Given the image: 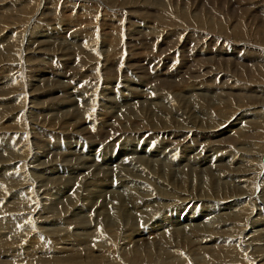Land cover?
Returning a JSON list of instances; mask_svg holds the SVG:
<instances>
[{
	"label": "rangeland",
	"instance_id": "obj_1",
	"mask_svg": "<svg viewBox=\"0 0 264 264\" xmlns=\"http://www.w3.org/2000/svg\"><path fill=\"white\" fill-rule=\"evenodd\" d=\"M44 1L43 0H40V1L39 0H0V88H1L0 89V111L1 112L3 111L5 113L4 114V113L0 112V151L6 150V148H7V147H5L6 141H8L7 145L10 147V150L6 151L7 155L5 152H0V154H1V156H0V187L5 186V184L2 182V180H4L3 177L5 175L4 169L9 167V166H10L9 169H13L14 166H18V164L21 163L23 160L27 159L29 162L32 158H34L33 163L36 166H38L39 164L41 165L46 161H48L47 163H55L56 162L54 165H55V167L57 166L56 169L58 171V174H61L64 176L67 175V177H69V175L71 176L73 174L71 173V171L69 172L68 169H65V165L68 163H69V165H71L73 163V161L76 162L77 158H79L78 161L88 163L86 165L88 167L91 166L92 169L90 168L91 170L90 169L86 170V169H84V167H82V169L80 167L79 171H77V172L85 171V173L81 174L78 177H81V176L85 175L86 173H89L93 170L95 173H97V171L99 169L101 170L102 173L114 172L112 174V176L114 175L115 178L113 176L112 181H111V185H112L111 187L113 188V184L116 183L117 185L114 184V188H115L116 186H118V181H117L118 172L121 171V169L123 170L124 168L125 169H131L129 164H128V163H130V161L132 164H134V163L138 164L137 169H140V165H139L140 163L138 160L141 158L142 160L147 161L149 163H152L154 160L156 162H153V164L158 163L157 164L158 166L156 165L154 167V169L152 170V173H155V174H153L155 177L164 173L163 174V177L165 178L164 180L165 181L168 180V181L173 182L172 186L171 185L167 186V188L169 187L168 190H170L172 193L180 194L182 192L187 191L188 189L190 191L193 189L195 191L196 190L200 191L201 193L205 194L206 196L213 195V194L218 195L219 196L218 198L220 200L224 197L225 199H223L221 202L225 203L226 201L228 202L230 197L232 198V197H234V195L238 196V195H240V193H243L245 191V185L244 184L246 181H254L252 185H250V186L247 185V187L251 188V189L248 188V189H250V193H252V194L254 193L253 188L257 184V180H255V177L257 175H261L264 173L263 172L264 160L262 162V159H259V157H258V159L255 158V160L253 159L254 160L253 161L251 159L254 157L251 158V156H250L251 154H249L248 157H247V154L243 155L242 151H244L245 149L247 151H249L250 149H253L252 146L243 145L244 149L242 150L240 147H238L237 145H234L233 143H232V145L227 144V143H221L218 145V143H216L219 141L218 139L221 140V139H223L221 137H225L222 135V133H224L223 132L224 129L228 128V126L230 125V122L228 123V118L231 119L232 116H233V119H235V117H238L239 121L235 123V120H233V126L229 127L228 134H226V135L231 134L230 131L237 130L238 128L242 127L243 126L242 123L245 122V120H251V121L255 122V124L257 125V128H255L253 130H255L256 133L260 132V130L263 128L261 125L257 124V122L261 121L262 117H264V111L261 110L259 112V108L254 107V105H253L254 103L260 101V98L252 95L251 92L248 95L247 94L246 95L245 94L240 95V93L237 91V89L236 90L233 89V83L232 84L230 83L231 81L235 80V78H238V75L240 73H243L242 71L244 69H246L247 67H248L247 70L251 69V67L253 65L252 62L250 63L251 65L249 63H247L246 68H245L244 63H241L239 61H232L233 60L232 58H224L223 57V60H220L219 58H222V56L216 57V59L213 60L212 63L209 62L210 65H212L211 67H213V68L215 67V69H218V66H219L222 69L221 71L229 70V76H231V77H229L228 80L230 79V82L227 81V78L223 79V81L229 82L231 89H227L228 85H225L224 83H220V85L219 84L217 85L213 78H212L213 83H209L208 85L202 83L199 79L194 77V76H196L197 73L194 74V72H191V70H189L191 68V65L189 66V64H190L189 62H186L185 67L182 68L180 70V72L175 74V72H174V71H176L175 67L178 66L175 64L176 63L179 64L178 62L180 60V57H179L180 53H177V54L174 53L173 54V56L175 55V60H169V61L166 60V62L164 61V64H163V62L162 63L159 62V60L161 61V57L164 56L163 52L168 53L169 51L173 52V50H175L174 45H176V44H174V42H176V40H178L177 39L178 37L176 38L175 36L172 37V40H171L172 35H168V38L166 36L165 37L166 39L161 40V36L164 37V33H162V32H165L166 30L172 28L173 25L174 26L179 25V26L184 27V28L186 26H189L190 30H195L194 28H196V29L199 28V27L195 26L196 25L195 22L199 21L202 18L205 19L206 15H209L210 17H213V18H215L217 15L220 16L222 14L223 9L220 5H218L216 3L217 0H214V1L213 0H211V1H209V0H207V1L203 0L202 1L201 0V2L198 4L197 9L196 8L195 9H193V8L188 9L191 6V4H190V2H187V1L185 2L187 5H185L184 2L183 3L179 2V3H177V5H178L177 6L176 0H141V1L137 0L138 2H136V0H131V1L130 0H126V1L125 0H116V1L115 0L114 1L113 0H110V1L109 0H104V1L99 0L100 2L98 0H96V1L95 0H86V1L80 0V3L82 2L81 3L82 5L80 6V3H79L80 7H78L76 9L77 13H70V12L64 10L65 6L60 5V4H62L61 1L67 2L70 0H61V1L60 0H46L45 2ZM72 1L73 0H71L70 2H72ZM89 1H91V2H89ZM93 1L96 2L97 4L94 3ZM143 1L145 3H143ZM181 1H184V0H181ZM219 1L224 2V0H219ZM103 2H105V3H103ZM112 2H114V3H112ZM125 2H126V4H125ZM130 2L131 3L133 2L134 4L132 3V5H131ZM256 2H257V4H260L261 2H264V0H256ZM206 3H208V4H206ZM137 4H140L139 9H137V6H136ZM77 5H78L77 3H74V6H77ZM168 5H170V6H168ZM184 5H185V7H184ZM210 6L211 7L212 6L213 7L214 6L215 7L220 6L222 10L220 8H217V7L213 9V7L211 8ZM55 8H57V9H55ZM127 8H128V10H127ZM141 9H142V11H141ZM147 9L151 10L154 13L151 14L152 12H148ZM209 9H212L213 12L209 11V13L207 14V10H209ZM4 10H5V12L9 11L8 13H6L8 16L5 14ZM118 10H119V12H117ZM127 11L133 13L132 18H134V19H132V18L130 19V23H132L133 26L130 27V30H128V31L126 30L127 25H123L125 22V21H123L125 18L124 13ZM143 11L145 12L144 14H143ZM227 11L229 14H231L229 10H227ZM261 11L262 10H259L258 12H261ZM141 13L143 16H141ZM148 13H150L149 16H148ZM158 13H159V15H158ZM229 14L223 13L222 16L228 17V16H230ZM117 15H119V16L122 15L124 18L121 17V20L122 19L123 20L120 21L119 16H118V18L116 17ZM150 15H152L151 16L152 19L150 18ZM259 16L261 17V15H259ZM135 17H137V18H135ZM233 17H237V15H233ZM170 19H172L173 22ZM95 20L97 23L94 22ZM114 21H117V22H114ZM99 22H100V24H99ZM119 22H121V24H119ZM110 23H112V24H110ZM169 23H171V25ZM190 23H191L192 27L190 26ZM192 24H194V25H192ZM261 24L264 25V21ZM166 25L169 27L167 28ZM164 26H165V29L163 28ZM170 26H172V27H170ZM119 27H121V28H119ZM142 28H144V29H142ZM152 28H153V31H152ZM133 29H139V30L141 29V30H144L145 32L146 31L148 32L151 30L150 34L152 36L154 35L155 38L159 37V39L162 41L161 44L164 43V45H161L159 47H157V46L154 47V49L157 48L158 52H156V53H155V51L152 52L149 49V47L146 45L145 42H144V45L140 48H138V46L135 45L137 43H134V42L131 43V47L127 46V47H120L119 48V43L121 41L123 42L124 38L127 37L128 34H130ZM161 29L164 31H162ZM160 30L162 31L161 34H159ZM71 31H73V32H71ZM157 32H159V33H157ZM13 33H15V34H13ZM174 38H176V40ZM231 38L232 37H230L228 39L230 42L232 41ZM72 43H74V44H72ZM85 46H87V47L85 48ZM83 47H84V49H83ZM134 47H137L138 48L137 50H141V49H143V50L136 51V48H134ZM169 48H170V50H169ZM25 49H26V51H25ZM108 49H109V51H108ZM111 50H113L114 53H116L114 55V58H116L114 60H116V61L114 62L111 60L108 62H114L113 64H115V63H117L118 60L119 61L121 60L122 62L120 61L119 65H120V67L124 66L123 67L124 71L123 72L120 71V73H118L117 68L115 67V68H112V70H109V72L106 73V76L104 77L105 72H100L99 64L100 63L104 64L105 62L103 63V62L99 61L101 58L100 56L103 54L106 55V53L109 52V54H107V55H109L108 58H110V55L113 54L112 53L113 51H111ZM119 51H120V53H119ZM249 51H250V48H248L247 46H245L243 44L236 46V52L239 53L240 55H246V54H248ZM26 52L29 54H27ZM79 52H81V53H79ZM212 52L213 53H211V55H204V56L199 57L197 59L201 62V60L204 61V59H202V58H206L207 56L208 57H212V56L214 57L215 51H212ZM24 53H26V54H24ZM84 53H87V54H84ZM137 53L144 54V55L145 54L148 55V54L152 53L151 57H152V59H154V61H152V63H150V64L147 62V60L145 61L146 63L142 62L144 64L141 65V69H140V71L138 70V73L136 72V67H139V64H141V63L138 60V59H140V55ZM20 54H21V56H20ZM76 54H79V56H76L79 59H77L76 57H74L75 58L74 59L72 56V58H71L72 61H70V62H72V64H65L64 63L65 62L64 59L66 57L70 58L71 55H76ZM132 54H134V55H132ZM176 55H177V57H176ZM46 56L51 57V60L47 59L49 61L48 66L50 67V69H51V67L53 70H55L57 68L55 70V73H57V71H58L59 73H57V74L60 75L61 77H59V78L54 77L55 79L53 78L54 79L53 81H50V82L44 81V83L49 82L51 84L52 83L55 84V83H59L60 81L63 82L64 81V80H62L63 75L68 80V83H67V81H65L66 85L64 84V88H63V86L62 87L58 86L61 90V93L58 95L51 96V97H44V94L40 93L42 95H33V96L28 97V100H27L26 96H28L29 93L35 94L39 90L41 92H43L45 89L44 88L45 86H43L44 84L41 82V79L43 77L39 76V75L44 71V66H42V71L40 70V66L44 64L43 58H46ZM80 56H82V58ZM138 56H139V58H138ZM229 56H231V55H229ZM178 57H179V59H178ZM126 58L129 61L128 66L123 65L124 59H126ZM92 59H93V61H92ZM97 59H98V61H97ZM59 60H63V62L60 63ZM230 61H232V63ZM25 62H26V65L24 64ZM134 62H135V64H134ZM27 63L29 65H27ZM90 63H95V65H93V66H95V68L93 67L94 72L90 70V67H89ZM159 63L161 64L160 68H159V70H156V69H158ZM171 63L174 64L175 67H174V65H171ZM235 63H236V65H234ZM207 64L208 63L203 64L205 68H209V64L208 65ZM230 64L231 65L233 64L234 67H232L233 65L231 66ZM8 66H10V67H8ZM186 66H187V68H186ZM169 68H170V70H168ZM10 69L13 71H11ZM241 69H242V71H241ZM16 70L18 72H16ZM45 70H46V68H45ZM9 71H11V72H9ZM171 71H173V72L168 73ZM239 71H240V73H239ZM44 72H46V71H44ZM60 72H61V74H60ZM140 72H141V74H140ZM162 72H164L167 75V78H163L166 76H162L161 75ZM189 72L192 73L194 76L192 74H190ZM15 73H17V74H15ZM8 74H9V76H8ZM145 74H147V76ZM141 75H143V76H141ZM151 75H155L153 79H152ZM5 76H7L8 78ZM18 77H20V78H18ZM47 77H49V76H47ZM108 77H111V78L107 82L108 83L110 82V84L113 82L114 84H111L112 86L110 85L113 88L109 87L108 83L106 84L107 86L104 84L105 83L104 79L108 78ZM139 77L140 78L142 77V79H143V77L145 78L146 81L140 79V81L144 82L145 86L142 85L144 88L141 86L138 87L139 89L137 88L136 91L140 94L138 95V98L136 97L137 99H133L132 97L134 96V94H131L133 92L131 90H130L131 92L130 91L128 92L127 89L131 88L129 86L131 82L138 85L139 81L137 79ZM232 78H234V79H232ZM6 79H7V81H5ZM186 79H188V80H186ZM195 79H197V80H195ZM10 81H12V82H10ZM118 81H119V83H118ZM165 81H168V83H173V84L169 85ZM180 81H181V84H180ZM194 81L195 82L197 81L196 84L200 82L201 84L200 83L199 84L201 85V87H199L200 86L199 84H197V86H196V84L193 85ZM137 82H138V84H137ZM13 83H14V85H12ZM116 83H118V84H116ZM175 83L179 84L178 87ZM190 83H191V85H190ZM166 84H167V86H166ZM33 85H35V87ZM41 86H43L42 90H41ZM16 87H18V88L16 89ZM26 87H27V89H26ZM51 87H53V86H51ZM51 87H47V89H45V91L47 92ZM176 87H177V89H176ZM188 87L189 88L191 87L190 88L192 90L191 93L186 92L188 90ZM192 87L194 89H192ZM195 87H197V88H195ZM116 88H117V90H116ZM179 88H181V89H179ZM202 88L206 89L207 91L206 92L203 91ZM235 88H237V87H235ZM111 89H112V91H111ZM196 89H198V90H196ZM209 89H210V91H209ZM1 90L3 92H1ZM33 90H34V92H33ZM114 90H115V92H114ZM226 90H228V92ZM233 90H235V91H233ZM126 92H128L130 94H128ZM180 92H182V93H180ZM224 92H225V94H223ZM16 93L18 94V96ZM24 93H25V95H24ZM122 94L125 97V99H123L124 97L122 96ZM58 96H60V97L57 98ZM249 97H252V98H249ZM259 97H261V96H259ZM40 98H42V99H40ZM49 98H50V100H49ZM254 98H256V100ZM241 99H243V101ZM19 101H20V104H22L24 106L28 105V107H33L34 111H32V113L30 114L29 110H28V113L30 114V116L32 118L37 119L36 121L41 122V125H40L41 127H44L48 131L55 130V133H58V134H56L54 136L48 135L49 138H47V137H45L46 139L43 138L38 146H31L29 144V141L27 139L23 138L25 130H27L26 124L28 123V116H27V114L23 113L25 111V109H24L25 107L23 108L24 111L19 110L20 112L23 113V115H21L20 112H17V113L14 112L15 115H14V113H12V111L14 109L17 110V108H19V106H20ZM49 101H51V103ZM136 101H137L138 105H137V103H134ZM141 101H144V103ZM4 106H6V107H4ZM158 108H159V110H158ZM165 109H167V111H165ZM238 110H241V113ZM151 111H152V113H151ZM9 112H11V113H9ZM39 112H43V113L41 115H38ZM155 112L158 115L156 114V116H155ZM161 112H163V113H161ZM250 112L254 113L255 115L251 114ZM18 113L20 115H18L16 117V115ZM153 113H154V117H153ZM242 113H243V115H240V116L237 115V114H242ZM167 115H168V117H167ZM155 118H156V120H155ZM251 118H253V119H251ZM151 119L154 120L156 122V124L158 123L159 127L162 126V121H167V123L169 125H171V122H172L173 126H175V125L178 126V124H179V126L184 125V126H188V128H190V129L196 128L198 130H202L204 128L208 129L210 127V130H207L206 132H200L199 133L200 137H194L193 136V138L190 139V144L192 143V145L195 147L186 154V157H183L180 154V151L178 150L179 148L176 149V143H174L171 146L166 145V144H169L170 142L163 141L161 133H158L159 131H161L160 128L149 127L150 122H148V121H150ZM74 120H76V121H74ZM240 121H242V122H240ZM142 122L144 125L142 124ZM137 123H139L140 125H137ZM76 124H77V126H75ZM88 125L89 126L91 125L94 127H103V128H112V126L115 125V126H113V128L116 127L117 129H121L122 127L123 128L127 127V130H126V128L123 130H120V133H116L117 135L116 134L114 135V133L112 131H107V130L103 131L102 134L99 137H97L99 139L98 141H95V139H97L96 137H94L95 139H93V138L89 139L88 137L78 135V137L76 138V137H71V134L66 133V130L71 132L70 130H73V128H74V130L76 129L75 131H81L84 128L85 129L88 128L87 127ZM140 126H141V128L145 126L142 129L143 130L145 129L144 131L146 133H148V135L147 134L146 135L139 134L140 135L139 136L138 133H136V132H135L136 134L134 133V130ZM173 126L170 127L172 130L169 131L168 133L173 131ZM212 126L216 127V128L218 127V128L216 130H212L211 129V128H213ZM34 128H38V127H34ZM17 132H21L19 135L20 136L19 138L14 137L18 134ZM194 132L197 133V131H194ZM60 133H63L65 135H63L61 137L59 135ZM208 134L211 135L210 138H209ZM112 135H114L115 137ZM159 135H161V136L159 137ZM110 136H111V138H110ZM116 137H118V138H116ZM165 139H167V138H165ZM42 144H44V146L46 148V149L45 148L42 149L43 150L42 154H43V152H45V153L47 152V154L44 153V155H41V157H36L35 155L36 154L38 155V153H36V152L40 151V149H41L40 146ZM179 144H180V142H179ZM198 144L201 145L200 148H199ZM38 148H40V149H38ZM172 148H175V149H172ZM13 150H15L17 153H15ZM160 151H162V152H160ZM240 152H241L242 156H240ZM11 154H12V156H11ZM167 154H169V155H167ZM13 155H15V156H13ZM66 155H67V157H66ZM4 156H6V157L8 156L7 157L8 159ZM25 156H26V158H25ZM243 156L244 157L246 156V157L244 158ZM249 156H250V158H249ZM9 157H11V158H9ZM35 157L38 158V160H35ZM63 157H64V159H62ZM18 158L21 162H17ZM80 158H81V160H80ZM197 158H198V160H196ZM203 158L205 159V162L202 163V165L198 164L201 162L200 160ZM219 158L220 159L222 158L223 160L219 161ZM240 158H243V159H240ZM56 159L58 161H56ZM237 159H238V161H236ZM66 161H67V163H66ZM231 161L233 164L231 163ZM19 165H20V168L17 170L18 173L24 169V172H23L24 178L28 172L29 173L27 175L28 176L30 175L32 177V181L30 183H32L33 185H31V184L30 185H31V188L33 187L32 190H34V191H35V187L38 188V186H39V188L41 187L43 189V187H44L43 184H44V182L47 181V180H45V178L47 176L51 177V175L47 174V173L44 175V170H42L43 167L38 169V167H40V166H38V167L35 166V168H34L35 170H34L33 168H27L26 169V167L21 166V164H19ZM244 166H245V168H244ZM21 167H23V168H21ZM164 168H167L166 172H165ZM20 169H22V170H20ZM28 170H30L31 172ZM154 170H156V171H154ZM205 170H207V171L205 172ZM209 170H211V171L209 172ZM160 171H161V174H160ZM243 171H245V172H243ZM73 172H75V171H73ZM236 172H238V173H236ZM13 173H14V170H9L6 174H13ZM54 176H56V175H52V177H54ZM37 178H39V179H37ZM181 178H182V180H181ZM183 178H184V180H183ZM131 179L132 178L129 177V180H131ZM240 179L243 180L241 182L243 184L240 186H237V184L240 183V182L238 183L237 181ZM113 180H115V181H113ZM38 181H39V183H37ZM33 182L34 183L36 182L37 186ZM41 182H42V184H41ZM181 184L184 186L185 189L186 188L187 189L186 190L183 189L182 188L183 186ZM74 185L75 184L72 185V187H71L72 189L75 187ZM211 185L213 186V188ZM218 185H219V187H218ZM86 186H87V184H86ZM191 187H192V189H191ZM209 187H210V189L211 188L212 189L210 190ZM167 188L164 185L163 189L166 190ZM172 188H173V190H172ZM199 188H201V189H199ZM206 188H207V190H206ZM233 190H235V191L233 194H231L233 192ZM170 191H168V192L171 193ZM161 194L163 195V192ZM256 195L258 196L259 194L257 193ZM79 197H80V195H79ZM79 197L76 199V202H79V200H80ZM35 198L37 199L36 195H35ZM43 199L44 198L41 199L43 202L39 199V202L41 201L39 206L43 207V211H44V207H45V210L48 211L49 205L45 204V205H47V207H46L44 205ZM15 201H18V197L10 198L9 196L5 195L4 197H2L0 199V227L5 226L6 224H10V225L14 224V226H20L18 228L22 227L23 230L25 231L26 227H24L25 225H23V223L25 224V220L22 221L21 225H23V226H21L18 222L19 218L15 219L16 214L13 212V209L16 206H18L17 204H12V202H15ZM47 201L48 200H46V202ZM258 201H259V203L261 201L264 203V196H260V200L258 199L256 203H258ZM259 203L257 205H259ZM24 208H28V207H24ZM56 208L57 209H55L54 211L58 212V213H60V210L65 211V209H66V208L63 209V207H56ZM190 209H191V207L188 208L187 210L190 211ZM263 210H264V205L262 204L261 210H260V212L262 211L261 216H260V218H258V222H255L253 224L257 225L256 230L257 229L259 230L258 233L262 229V232H260L261 233L260 237H262L264 239V216L262 217V214L264 215ZM62 211H61V213H62ZM38 212L41 214V211H38ZM76 212H78V211H76ZM214 212H215V214H214ZM161 213L162 212H159L160 215H161ZM212 213H213V216H212ZM221 213L222 214H224V213L228 214L229 210H227V209L226 210H219V208H218V211H217V209H215V210H212L208 213L204 212L202 214V216H199L198 218H197V216H198L197 213H195V215L193 214L192 216H190V214L188 213L189 218L187 220H189L190 217H194V218H196V219H194V220H196L195 223H197L199 221L200 225L203 222H204L203 224H205L206 222L211 223L210 218L215 217L213 219H216V217L218 218L217 215H220ZM86 214H87V212L82 213V215H86ZM182 214H184V213H182ZM29 215L27 214V217L29 219L27 217L26 218L28 220L27 222L29 224L30 232L28 231L29 233H26L27 236H26V234H24V231H23V233L21 232L22 234H24V238L21 241L18 240V238L19 237L21 238V236H17L18 238H15L16 236H14L17 233L21 235L20 231L19 232L16 231V233H14L15 230L7 232V230L1 229V231H0V251H3V250H1L2 248L4 250L6 249V247H9V248L11 247V248L7 249L4 252H0V264H14L15 260L21 259V258L26 259L29 256L34 257L36 259L44 260V251H37V252H33V251H27L26 252L25 251V253H21V252H23V250H20V252H16V250H17L16 248H20L21 246L23 247V244L25 242L23 240H27V239L29 240V238H31L32 236H35L39 232L41 234L42 232L44 233V230H46L49 233H53L55 230L65 226V225L59 224V221H57L58 220L57 218L63 217L61 215H54L52 213H42L41 214L42 218H38L37 221L35 220V217H34L36 215V213L33 212L32 216H31V214H29ZM24 216H26V215H24ZM24 216L22 215L19 217H24ZM92 216L93 215H91V217H90L91 218L90 224H92V221H95V219H96ZM175 216L177 217V215H175ZM240 216H242V218ZM240 216L238 217L237 220L234 217H231L229 219L224 217L223 220H222V218H220L218 225L216 224L217 222L213 223V224L211 223L212 225L209 228L218 230V226H219L220 230L217 231L216 234H218V235L222 234L223 237H230V236L234 237L235 234L238 233L237 228H238V231L241 230V228L243 227V225H241V224L245 222L244 221L245 220V218H244L245 214H242V212H241ZM30 217H32V218H30ZM68 217L71 221L77 222L79 215H69ZM159 217H161V216H158V218ZM33 218H34V220H33ZM119 218L121 219V217H119ZM143 218H145V217H143ZM120 219L118 222L119 226L117 225V227L115 229H112V231L116 230V232H118V234H116V232L107 234L109 237L111 236L109 238V240L111 241L110 244L112 243L113 247H114V248H111L114 250L112 255L105 252L104 254L106 257L101 258L99 260V262L90 261V262H92L91 264H100L101 262H102L101 264H119V263L120 264H126V263L132 264L131 262L129 263V262L124 261L122 258L126 254H127V256H129L130 252L132 253V251H133L132 248H134V247L136 248L137 243L135 244L133 242L137 239L131 238V235H133V232L138 233V231L139 232L145 231V233L150 232L149 228H148V231H146V230H144L145 229L144 227L146 226L147 223L148 224L146 227H149V224L153 221L148 222V218H145L144 219L145 223H144V222H142L143 219H142V221H141V219H139L140 221H136L135 225H132L131 223L125 222V221H123V219L122 220H120ZM233 220H235V221H233ZM183 221H184V219H182V217H181V220H180V217H179V218H177L175 223L176 222L182 223ZM237 221H239V222H237ZM121 222H122V224H121ZM33 223H35L36 227ZM137 223L139 225L142 224V225H140V228L137 226ZM239 223H241V224H239ZM167 224H168V221L163 223V226L167 225ZM122 225H123V227H122ZM231 225H232V228H231ZM235 225H236V228H235ZM238 225L240 227L241 226L242 227L239 228ZM38 226H39L40 230H39V228H37ZM131 226H132V228H131ZM135 226H136V228H135ZM228 226L230 227V229L232 231L230 229L226 228ZM120 227H121V229H120ZM233 228L236 230H234ZM34 229H36V230H34ZM227 230L230 231V233ZM121 232H123V233H121ZM160 232H163V230L162 231L159 230L156 233H160ZM219 232H221V234H219ZM232 232H234L235 234ZM156 233H154L155 235H151V236L149 234V236H148L149 238L145 234H144V237H142L143 240L145 238H148L145 240H148V242H154V244L151 248L153 250H151L150 248L149 249L147 248L149 251L151 250L153 252V253L151 252L152 254H150V255H153L152 260H154V262H152V263H146V261L143 262V260L141 258L142 257L141 254L142 253L144 254L146 252L145 250H147V249L145 248L146 246L139 245L140 247H137L139 250L141 249L140 250V256L138 259L139 262L137 261L134 264H165V263H167V261H168L167 260L168 259L167 258V255H168L167 252H170V251L172 252L174 249L173 248L167 249L166 245H164L163 242L155 239L153 236L156 237ZM127 234H129V235H127ZM232 234H234V235H232ZM41 235H43V234H41ZM61 236L62 235L56 236L55 238H57V237L60 238ZM120 236H122V237H120ZM22 237H23V235H22ZM113 237L115 239L117 238L118 243L116 242V240ZM150 237H152V238H150ZM186 237L187 238L189 237L190 239L189 238L187 239ZM73 238L74 237H72V239ZM94 238L97 239L98 237H94ZM94 238H88V240L85 241V244L84 243L80 244L81 246L80 245L78 246V244L74 245L73 252H70L71 254L74 253L72 255L73 257L71 255H69V253H68L69 258H71V260H75L77 258L84 260V259L88 258V256L91 254V253L89 254L91 249L96 250V251L94 250L95 252L91 251L92 253L94 252V254H93L94 256L96 254H98L97 250L99 252L101 250L100 248H103V245L100 246L103 243V241L98 242V240H101V239L98 238L97 240H95ZM127 238H130V239L128 240ZM262 238H261V240L257 241V244H258L257 247H259L263 250V251L261 250V252H262L261 255L264 259V243H263L264 240H262ZM126 239L128 242H130L129 244L126 243L127 242V241H125ZM133 239H134V241H133ZM179 239L185 244V247H186L185 253L186 252L190 253L189 256H190V259L192 261L198 262V259L203 260V259H200V258H202L203 255L200 256L197 252H195L196 253V255H195L194 249L197 248L199 244H204V242H199V239H194L193 236H191V235L185 236V237H179ZM206 239H207V241H209L210 237L206 238ZM206 239H204V240H206ZM28 240H27V242L23 248H25L27 246L28 242L30 241V240L29 241ZM145 240L142 243H144ZM188 240H190V241H188ZM11 241H13V242H11ZM64 241L65 240L60 241L61 244ZM67 241L70 242V240H67ZM122 242H124L125 245ZM131 243L134 245H132ZM68 244H70V243H68ZM98 244H99L100 248H96L98 246ZM112 244H111V246H112ZM55 245L52 247V249L55 253H52L53 251H51V249H50L51 254H49L48 256L52 255V257L54 256L53 258H58L60 256H66V255L61 254V252H60L61 250L55 251L58 247V246L56 247ZM64 245H67V244H64ZM90 245H94V246H90ZM237 246L242 248L239 244H237ZM89 247L90 248L92 247V248L90 249ZM143 247L145 248V250L143 249ZM62 248L69 249V248H71V246H67V247L62 246ZM77 248L80 251H77L75 253L74 250H76ZM86 248H88V249L85 250ZM117 249H118V252H117ZM29 250H32V249H29ZM188 250H191V251H188ZM81 252H82V254H80ZM83 252L85 254H87L88 256L86 255L87 257L86 256L84 257ZM86 252H88V253H86ZM77 253H78V255H77ZM81 255H82V257H81ZM121 255H122V257H120ZM68 256H66V257L68 258ZM110 257H112L110 259L112 261L108 262ZM174 257L175 256L172 255L170 260ZM116 258H118V260ZM140 258H141V260H140ZM26 262H27V264L28 263L37 264L38 261L37 262H35L33 260L29 261V262L28 261H22L21 263L26 264ZM88 263L89 262H87V260H84V262L82 260L81 261L79 260V262L77 261V263H73V264H88Z\"/></svg>",
	"mask_w": 264,
	"mask_h": 264
},
{
	"label": "bare ground",
	"instance_id": "obj_2",
	"mask_svg": "<svg viewBox=\"0 0 264 264\" xmlns=\"http://www.w3.org/2000/svg\"><path fill=\"white\" fill-rule=\"evenodd\" d=\"M40 1V0H39ZM44 1V0H43ZM46 1V0H45ZM44 1V2H45ZM61 1V0H60ZM71 1V0H70ZM70 1H67V2H63L61 1L62 6H65L64 10L70 12V13H77L76 9L78 7H80L82 4V2L80 3V0H73L72 2ZM86 1V0H85ZM84 1V2H85ZM96 1V0H95ZM99 1V0H98ZM104 1V0H103ZM110 1V0H109ZM108 1V2H109ZM114 1V0H113ZM116 1V0H115ZM126 1V0H125ZM131 1V0H130ZM141 1V0H140ZM139 1V2H140ZM190 2L191 6L188 8H193V9H197L198 7V4L201 2V0H184V1H181V0H176V5L177 3L179 2ZM203 1V0H202ZM207 1V0H205ZM211 1V0H209ZM214 1V0H213ZM91 2V1H89ZM88 2V3H89ZM94 2V1H93ZM92 2V3H93ZM100 2V1H99ZM128 2V1H127ZM136 2H138L136 0ZM74 3H77L78 5L77 6H74ZM79 3H80V6H79ZM96 3V2H94ZM105 3V2H103ZM114 3V2H112ZM131 3V2H130ZM133 3V2H132ZM131 3V5H132ZM143 3H145L143 1ZM153 3V2H152ZM172 3V2H171ZM218 5H220L223 9L222 11V14L226 13V14H229L227 10L230 11L231 14H229L230 16L228 17H223L222 14L220 16H216L215 14V18L213 17H210L209 15H206L205 19L202 18L200 19L199 21H196L195 22V26L199 27V28H194L195 30H190L189 26H186L185 28L184 27H181V26H177V25H173L170 26L172 28L166 30L165 32H162L164 30H162L163 28L165 29V26L160 30V33H164V37L161 36V40H164L166 39L165 37L167 36L168 38V35H172L171 36V40H172V37H178L176 40V38H174L176 40V42H174V49L173 52L172 51H169L168 53L167 52H163L164 53V56L161 57V61L159 60V62H163L164 64V61L166 62V60H175V55L173 56V54H177V53H180V60H179V64H175V65H178L177 67H175L174 64L171 63V65H174L176 71V73L180 72V70L182 68L185 67V63L186 62H189V66L191 65V68L189 70H191V72H194L197 73L196 76H194L195 78L199 79L202 83L204 84H209V83H213L212 80L214 79V81L216 82V84L220 85V83H224L225 85H228L227 89H231L230 87V83L232 84L233 83V89H237V91L241 94H250V92L252 93V95L260 98V101L254 103V107H258L259 108V112L261 110L264 111V25H262L261 23L264 21V2H261L260 4H257L256 0H224L223 1H219L217 0L216 2ZM215 3V4H216ZM57 4V3H56ZM90 4V3H89ZM97 4V3H96ZM109 4V3H108ZM111 4V3H110ZM126 4V2H125ZM134 4V3H133ZM189 4V3H188ZM203 4V3H202ZM205 4V3H204ZM208 4V3H206ZM93 5V4H92ZM112 5V4H111ZM120 5V4H119ZM123 5V4H122ZM144 5V4H143ZM185 5H187L185 3ZM184 5V7H185ZM6 6V5H5ZM101 6V5H100ZM107 6V5H106ZM110 6V5H109ZM116 6V5H115ZM137 9L140 8V4H137ZM145 6V5H144ZM143 6V7H144ZM166 6V5H165ZM170 6V5H168ZM178 6V5H177ZM201 6V5H200ZM220 6H216L217 8H220ZM113 7V6H112ZM125 7V6H124ZM147 7V6H146ZM145 7V8H146ZM167 7V6H166ZM182 7V6H181ZM188 7V6H187ZM207 7V6H206ZM211 7V6H210ZM213 7V6H212ZM211 7V8H212ZM215 6L213 7L216 8ZM123 8V7H122ZM121 8V9H122ZM165 8V7H164ZM225 8V9H224ZM7 9V8H6ZM57 9V8H55ZM221 9V10H222ZM108 10V9H107ZM117 10V9H116ZM128 10V8H127ZM146 10V9H145ZM148 10V9H147ZM204 10V9H203ZM259 10H262L261 12H258ZM7 11V10H6ZM139 11V10H138ZM142 11V9H141ZM192 11V10H191ZM197 11V10H196ZM195 11V12H196ZM209 11H212V9H209L207 10V14L209 13ZM5 12V10H4ZM9 12V11H8ZM8 12H5L8 13ZM108 12V11H107ZM119 12V10L117 11ZM122 12V11H121ZM124 12V11H123ZM134 12V11H133ZM148 12H152L151 10H148ZM206 12V11H205ZM213 12V11H212ZM215 12V11H214ZM3 13V12H2ZM136 13V12H135ZM145 12L143 11V14ZM154 12H152L151 14H153ZM216 13V12H215ZM11 14V13H10ZM122 14V13H121ZM125 15V18L121 15H117L116 17L120 18V21L121 20V17L124 18L123 21L124 24L123 25H127L126 26V30H130V27L133 26L132 23H130V19L132 18V14L131 12H125L124 13ZM150 13H148V16H149ZM182 14V13H181ZM211 14V13H210ZM237 15V17H233V15ZM7 15V14H6ZM155 15V14H154ZM159 15V13H158ZM213 15V16H214ZM261 15V17L259 16ZM8 16V15H7ZM141 16L142 13H141ZM152 15H150V18H151ZM212 16V15H211ZM21 17V16H20ZM23 17V16H22ZM98 17V16H97ZM96 17V18H97ZM138 17V16H137ZM135 17V18H137ZM156 17V16H155ZM145 18V17H144ZM164 18V17H163ZM170 18V17H169ZM177 18V17H176ZM134 19V18H132ZM152 19V18H151ZM31 20V19H30ZM71 20V19H70ZM136 20V19H135ZM134 20V21H135ZM145 20V19H144ZM172 21V19H170ZM169 20V21H170ZM99 21V20H98ZM159 21V20H158ZM165 21V20H164ZM170 21V22H171ZM96 22V20L94 21ZM110 22V21H109ZM114 22H117V21H114ZM137 22V21H136ZM161 22V21H160ZM173 22V21H172ZM97 23V22H96ZM100 24V22H99ZM112 24V23H110ZM119 24H121V22H119ZM171 25V23H169ZM118 25V24H117ZM152 25V24H151ZM189 25V24H188ZM194 25V24H192ZM121 26V25H120ZM167 26V25H166ZM190 26H191V23H190ZM122 27V26H121ZM119 27V28H121ZM124 27V26H123ZM135 27V26H134ZM162 27V26H161ZM169 26H167L168 28ZM192 27V26H191ZM263 27V28H262ZM159 28V27H158ZM157 28V29H158ZM166 28V29H167ZM132 29V28H131ZM144 29V28H142ZM151 29V28H150ZM193 29V28H192ZM119 30V29H118ZM123 30V29H122ZM135 30V31H134ZM152 31H153V28H152ZM156 31V30H155ZM158 31V30H157ZM73 32V31H71ZM124 32V31H123ZM151 30L150 31H144V30H139V29H133L131 31L130 34H128L127 37L124 38V41L120 42L119 43V48L120 47H127V46H130L131 47V43L134 42V43H137L135 44L136 46H138V48L142 47L144 45V42L146 43V45L149 47V49L155 53L158 52L157 51V48L154 49V47H159L161 45H164V43L161 44V40L159 39V37H154V35L152 36L150 34ZM153 33V32H152ZM15 34V33H13ZM127 34V33H126ZM68 36V35H67ZM170 37V36H169ZM232 37V41L230 42L228 39ZM22 39V38H21ZM112 39V38H111ZM110 39V40H111ZM159 39V40H158ZM197 40V41H196ZM64 42V41H63ZM195 42V43H194ZM42 43V42H41ZM37 44V43H36ZM66 44V43H65ZM74 44V43H72ZM112 44V43H111ZM114 44V43H113ZM116 44V43H115ZM171 44V43H170ZM240 44H243L245 46H247L248 48H250V51L248 52V54L246 55H240L239 53L236 52V46L237 45H240ZM86 45V44H85ZM188 45V46H187ZM87 46H85L86 48ZM82 48V47H81ZM111 48V47H110ZM136 48V51H141V50H137L138 48L137 47H134ZM185 48V49H184ZM34 49V48H33ZM84 49V47H83ZM82 49V50H83ZM133 49V48H132ZM52 50V49H51ZM128 50V49H127ZM170 50V48H169ZM232 50V51H231ZM26 51V49H25ZM109 51V49H108ZM113 51V50H111ZM121 51V50H120ZM119 51V53H120ZM212 51H215V56L213 57H206V58H202L204 59V61H202L201 59V62L197 59L199 57H202L204 55H211V53H213ZM125 52V51H124ZM129 52V51H128ZM134 52V51H133ZM27 53V52H26ZM24 53V54H26ZM81 53V52H79ZM111 53V52H110ZM113 53V54H112ZM110 55V58H108L109 55V52L103 55H101L99 58H100V62H105L104 64L100 63L99 64V67H100V72H105L104 73V77L106 76V73L109 72V70H112V68H117V72L120 73L123 72V65L125 66H128L129 64V61L126 59H124V62H123V67H120L119 65V62L121 61H117V63L113 64L116 60V58H114V55L116 53H114V51L112 52ZM140 53V52H139ZM137 53V54H139ZM142 53V52H141ZM154 53V54H155ZM29 54V53H27ZM84 54H87V53H84ZM97 54V53H96ZM124 54V53H123ZM135 54V53H134ZM132 54V55H134ZM136 54V55H137ZM153 54V55H154ZM202 54V55H201ZM140 55V59L139 62L141 64H139V67H136V72L138 73V70L140 71L141 69V65H143L144 63L142 62H145L147 60V62L150 64L152 63V61H154V59H152L151 55L152 53L148 54V55H144V54H139ZM231 55V56H229ZM237 55V56H236ZM240 55V56H239ZM21 56V54H20ZM62 56V55H61ZM72 56L73 58L76 57V56H79V54H76V55H71L70 58L69 57H66L64 60H65V64H72ZM218 56H222V58H219L220 60H223V57L224 58H232L233 60L232 61H239L241 63H244L245 64V68H246V64L247 63H251L252 62V67L251 69L247 70L244 69L242 71L243 73H240L239 71V75H238V78H235V80L231 81L230 82V79L228 80L229 77V70H226V71H221L222 69L218 66V69H215V67H211L212 65H210V63H212L213 60L216 59V57ZM45 57V56H44ZM63 57V56H62ZM82 58V56H80ZM128 57V56H127ZM177 57V55H176ZM178 57V59H179ZM53 58V57H52ZM56 58V57H55ZM60 58V57H59ZM77 59H79L78 57H76ZM139 58V56H138ZM51 60V57H47L46 58H43V62L44 64L40 66V70L42 71V66H44V71L46 72H42L39 76H42L43 78L41 79V82L44 84L43 86H45L44 88L47 89V87H51L47 92L44 91L40 92L35 91L37 93L35 94H30L27 97V100H28V97L30 96H33V95H42L44 94V97H51V96H55V95H58L61 93V90L58 86L64 88V84L66 83L65 81H67L68 83V80L66 79V77L63 75L62 77V80H64L63 82H59V83H49L50 81H53L56 77H61L60 75H58L57 73H59L57 71V73H55V70L50 69V67L48 66L49 65V61L48 60ZM57 59V58H56ZM75 59V58H74ZM85 59V58H84ZM91 59V58H90ZM131 59V58H130ZM134 59V58H133ZM132 59V60H133ZM114 61V62H108V61ZM226 60V59H225ZM91 61V60H90ZM93 61V59H92ZM98 61V59H97ZM137 61V60H136ZM232 61H230L232 63ZM24 62V61H23ZM52 62V61H51ZM59 62H63V60H59ZM122 62V61H121ZM173 62V61H172ZM210 62V63H209ZM7 63V62H6ZM109 63V64H108ZM146 63V62H145ZM158 63V62H157ZM168 63V62H167ZM208 63L209 64V68H205L203 64H206ZM26 65V62L24 63ZM135 64V62H134ZM207 64V65H208ZM9 65V64H8ZM27 65H29L27 63ZM46 65V66H45ZM51 65V64H50ZM55 65V64H54ZM95 63H90L89 64V67H90V70L93 71V67L95 68ZM119 65V66H118ZM138 65V64H137ZM155 65V64H154ZM157 65V64H156ZM160 63H159V66H158V69L156 70H159L160 68ZM166 65V64H165ZM168 65V64H167ZM170 65V66H171ZM231 65V64H230ZM233 65V64H232ZM231 65V66H232ZM236 65V63L234 64ZM234 65L232 67H234ZM241 65V64H240ZM251 65V64H250ZM249 65V66H250ZM11 66V65H10ZM8 66V67H10ZM22 66V65H21ZM20 66V67H21ZM48 66V67H47ZM88 66V65H87ZM156 66V67H157ZM169 66V67H170ZM188 66V67H189ZM193 66V67H192ZM248 66V65H247ZM19 67V66H18ZM31 67V66H30ZM134 67V66H133ZM155 67V68H156ZM166 67V66H165ZM172 67V66H171ZM236 67V66H235ZM12 68V67H11ZM17 68V67H16ZM46 68V70H45ZM187 68V66H186ZM217 68V67H216ZM244 68V67H243ZM250 68V67H249ZM14 69V68H13ZM19 69V68H18ZM87 69V68H86ZM143 69V68H142ZM145 69V68H144ZM172 69V68H171ZM174 69V68H173ZM239 69V68H238ZM11 70V69H10ZM49 70V71H48ZM135 70V69H134ZM170 70V68L168 69ZM240 70V69H239ZM13 71V70H11ZM9 71V72H11ZM16 72H18L16 70ZM94 72V71H93ZM96 72V71H95ZM144 72V71H143ZM155 72V71H154ZM173 71L171 72H168V73H172ZM35 73V72H34ZM17 74V73H15ZM52 74V75H51ZM61 74V72H60ZM141 74V72H140ZM189 74V75H190ZM232 74V73H231ZM235 74V73H234ZM108 75V74H107ZM139 75V74H138ZM147 76V74H145ZM162 76H166V77H163V78H167V75L162 72L161 73ZM186 75V74H185ZM236 75V74H235ZM9 76V74H8ZM49 76V77H47ZM143 76V75H141ZM152 76V79L154 78L155 75H151ZM170 76V75H169ZM168 76V77H169ZM191 76V75H190ZM7 77V76H5ZM17 77V76H16ZM55 77V78H54ZM135 77V76H134ZM184 77V76H183ZM8 78V77H7ZM20 78V77H18ZM54 78V79H53ZM111 77H108V78H105V85L108 83L107 81L110 80ZM176 78V77H175ZM182 78V77H181ZM189 78V77H188ZM213 78V79H212ZM227 78V81L229 82H226V81H223V79ZM232 78V79H234ZM140 79H142V77L138 78L137 80L139 81V84L137 82L138 85H136L135 83L131 82L130 83V87L129 89H127V91L129 92L130 90L133 92L131 94H134V96L132 97L133 99H137L138 98V95L140 93H138L136 90L139 86L143 87L142 85H144V82L140 81ZM150 79V78H149ZM195 79V80H197ZM11 80V79H10ZM118 80V79H117ZM123 80V79H122ZM144 81L145 78L143 77ZM148 80V79H147ZM151 80V79H150ZM156 80V79H155ZM188 80V79H186ZM7 81V79L5 80ZM44 81H49L48 83H44ZM56 81V80H55ZM173 81V80H172ZM12 82V81H10ZM117 82V81H116ZM151 82V81H150ZM166 83H168V81H165ZM193 82V81H192ZM197 82V81H196ZM196 82L194 81L193 85L196 84ZM199 82V81H198ZM35 83V82H34ZM119 83V81H118ZM116 83V84H118ZM126 83V82H125ZM147 83V82H146ZM183 83V82H182ZM200 83V82H199ZM197 83V84H199ZM111 84H114L113 82ZM110 84V82L108 83L109 87H111L112 85ZM169 85H172L173 83H168ZM178 87L179 84L175 83ZM180 84H181V81H180ZM185 84V83H184ZM196 84V86H197ZM201 84V83H200ZM199 84V85H200ZM14 85V83L12 84ZM31 85V84H30ZM66 85V84H65ZM111 85V86H110ZM127 85V84H126ZM151 85V84H150ZM186 85V84H185ZM191 85V83H190ZM35 87V85H33ZM41 86V90H42V87ZM107 86V85H106ZM117 86V85H116ZM125 86V85H124ZM145 86V85H144ZM167 86V84H166ZM175 86V85H174ZM2 87V86H1ZM33 87V88H34ZM38 87V86H37ZM152 87V86H151ZM150 87V88H151ZM159 87V86H158ZM176 87V89H177ZM201 87V85L199 86ZM206 87V86H205ZM218 87V86H217ZM223 87V86H222ZM237 87V88H235ZM15 88V87H14ZM18 87H16L17 89ZM40 88V87H39ZM113 88V87H111ZM120 88V87H119ZM122 88V87H121ZM144 88V87H143ZM191 88V87H190ZM188 87V90L186 92L188 93H191L192 90ZM197 88V87H195ZM207 88V87H206ZM1 89V88H0ZM20 89V88H19ZM27 89V87H26ZM67 89V88H66ZM139 89V88H138ZM181 89V88H179ZM192 89H194L192 87ZM25 90V89H24ZM32 90V89H31ZM33 90V92H34ZM38 90V89H37ZM117 90V88H116ZM198 90V89H196ZM203 91H207L206 89L202 88ZM214 90V89H213ZM233 90V91H235ZM22 91V90H21ZM112 91V89H111ZM122 91V90H121ZM130 91V92H131ZM210 91V89H209ZM212 91V90H211ZM228 92V90H226ZM232 91V92H233ZM1 92H3L1 90ZM115 92V90H114ZM126 92V93H128ZM220 92V91H219ZM27 93V92H26ZM42 93V94H40ZM47 93V94H46ZM125 93V94H126ZM182 93V92H180ZM214 93V92H213ZM217 93V92H216ZM230 93V92H229ZM235 93V92H234ZM17 94V93H16ZM124 94V93H123ZM122 94V96H123ZM130 94V93H128ZM219 94V93H218ZM217 94V95H218ZM221 94V93H220ZM225 94V92L223 93ZM233 94V93H232ZM25 95V93H24ZM117 95V94H116ZM185 95V94H184ZM187 95V94H186ZM216 95V96H217ZM3 96V95H2ZM18 96V94H17ZM221 96V95H220ZM244 96V95H243ZM261 96V97H259ZM60 96H58L57 98H59ZM121 97V96H120ZM124 97V96H123ZM122 97V98H123ZM130 97V96H129ZM137 97V98H136ZM227 97V96H226ZM242 97V96H241ZM13 98V97H12ZM21 98V97H20ZM219 98V97H218ZM222 98V97H221ZM240 98V97H239ZM243 98V97H242ZM249 98H252V97H249ZM42 99V98H40ZM44 99V98H43ZM55 99V98H54ZM125 99V97L123 98ZM193 99V98H192ZM256 100V98H254ZM19 100V99H18ZM22 100V99H21ZM46 100V99H45ZM50 100V98H49ZM53 100V99H52ZM243 101V99H241ZM47 101V100H46ZM56 101V100H55ZM58 101V100H57ZM128 101V100H127ZM126 101V102H127ZM235 101V100H234ZM22 102V101H21ZM40 102V101H39ZM51 103V101H49ZM139 102V101H138ZM144 103V101H141ZM134 103H137L134 102ZM227 103V102H226ZM24 104V103H23ZM237 104V103H236ZM19 108L14 109L12 111V113L14 112H20V111H24L23 108L25 109V111L23 112L24 114H27L28 116V123L26 124L27 126V130H25V133H24V136L23 138L27 139L29 141V144L31 146H38L41 142V140L44 138L46 139L45 137L49 138V136H54L58 133H55V130L53 131H48L47 129H45L44 127H41V122L40 121H36L37 119H34L30 116V114L32 113L33 110V107H28V105H22L20 104V101H19ZM138 105V103H137ZM232 105V104H231ZM3 106V105H2ZM16 106V105H15ZM47 106V105H46ZM79 106V105H78ZM197 106V105H196ZM6 107V106H4ZM18 107V106H17ZM121 107V106H120ZM29 108V109H28ZM142 108V107H141ZM146 108V107H145ZM79 109V108H78ZM139 109V108H138ZM20 110V111H19ZM28 110H29V113H28ZM159 110V108H158ZM135 111V110H134ZM140 111V110H139ZM164 111V110H163ZM165 111H167V109H165ZM240 111L241 113V110H238ZM237 111V112H238ZM1 112V111H0ZM202 112V111H201ZM1 113H4L3 111ZM11 113V112H9ZM21 115H23L22 112H20ZM43 112H39L38 115H41ZM152 113V111H151ZM163 113V112H161ZM251 113V112H250ZM5 114V113H4ZM66 114V113H65ZM156 112H155V116H156ZM253 115H255L254 113H251ZM15 115V113H14ZM20 115L19 113L16 115V117ZM47 115V114H46ZM145 115V114H144ZM158 115V114H157ZM162 115V114H161ZM165 115V114H164ZM238 116L240 115H243L242 114H237ZM62 116V115H61ZM152 116V115H151ZM21 117V116H20ZM104 117V116H103ZM127 117V116H126ZM153 117H154V113H153ZM168 117V115H167ZM181 117V116H180ZM231 117V116H230ZM4 118V117H3ZM19 118V117H18ZM27 118V117H26ZM118 118V117H117ZM142 118V117H141ZM146 118V117H145ZM16 119V118H15ZM74 119V118H73ZM76 119V118H75ZM143 119V118H142ZM253 119V118H251ZM146 120V119H145ZM156 120V118H155ZM175 120V119H174ZM213 120V119H212ZM233 120H235V123L239 121V118L238 117H235V119H233V116L231 117V119L228 118V123L230 122V125L228 126V128H225L224 129V133H222L223 136L225 137H221L223 139H218L219 141L216 142L219 144L221 143H227V144H231L232 143L234 145H237L238 147H240L242 150L244 149L243 148V145H248V146H252L253 149H250L249 151H247L246 149L244 151H242L243 155L247 154V157L249 154H251V160H255V158L258 159H262V162L264 160V117H262V120L261 121H258L257 124L261 125L263 128L260 130V132L256 133L255 128H257V125L255 124V122L251 121V120H245V122L242 123V127L238 128L237 130H233V131H230L231 134L229 135H226L228 134V130H229V127L230 126H233ZM76 121V120H74ZM118 121V120H117ZM139 122V121H138ZM141 122V121H140ZM150 122L149 123V127H156V128H160L161 131H159L158 133H161L162 135V139L163 141H168L170 142L169 144H166L167 146L168 145H173L174 143H176V149L179 148L178 150L180 151V154L183 156V157H186V154L191 151L195 146L192 145V143L190 144V139L194 137H200L199 136V133L200 132H206L207 130H210V127L208 129L204 128L202 130H198L196 128L194 129H190L188 128V126H173L172 125V122H171V125H169L167 123V121H162V126L159 127L158 123L156 124V122L154 120H150L148 121ZM165 122V123H164ZM183 122V121H182ZM202 122V121H201ZM242 122V121H240ZM87 123V122H86ZM112 123V122H111ZM89 124V123H88ZM143 124V122H142ZM184 124V123H183ZM203 124V123H202ZM238 124V123H237ZM111 125V124H110ZM136 125V124H135ZM137 125H140L139 123H137ZM144 125V124H143ZM161 125V124H160ZM45 126V125H44ZM73 126V125H72ZM77 126V124L75 125ZM74 126V127H75ZM80 126V125H79ZM104 126V125H103ZM115 126V125H113ZM103 128V127H94V126H87L88 128H84V129H80L81 131H75L74 128L73 130H70L71 132L67 131L66 130V133H69L71 134V137H78V135H82V136H85V137H88L89 139L93 138L95 139L94 137H99L103 131H112L114 133V135L116 133H120V130H123L126 128L127 130V127H122L121 129H117L116 127L113 128ZM171 126H173V131L168 133L169 131H171L172 129L170 128ZM223 126V125H222ZM34 127H38V128H34ZM83 127V126H82ZM145 127V126H144ZM142 127V128H144ZM148 127V128H149ZM205 127V126H204ZM213 127V126H212ZM80 128V127H79ZM140 127H137L135 130H134V133H138L139 134H142V135H148V133H146L143 129ZM218 128V127H217ZM216 127H213L211 128L212 130H216L217 129ZM154 130V129H153ZM129 131V130H128ZM194 131H197V133H195ZM215 132V131H214ZM221 132V131H220ZM18 134L14 137H20V133L21 132H17ZM133 133V134H134ZM135 133V134H136ZM202 134V133H201ZM49 135V136H48ZM61 137L65 134L63 133H60L59 134ZM77 135V136H76ZM112 135V136H114ZM117 135V134H116ZM141 135V136H142ZM159 135V137L161 136ZM140 136V135H139ZM209 138L211 135H209ZM60 137V138H61ZM115 137V136H114ZM80 138V137H79ZM111 138V136H110ZM118 138V137H116ZM167 138V139H165ZM215 138V137H214ZM113 139V138H112ZM150 139V138H149ZM152 139V138H151ZM99 139H95V141H98ZM194 140V139H193ZM211 140V139H210ZM121 141V140H120ZM161 141V140H160ZM214 141V140H213ZM78 142V141H77ZM158 142V141H157ZM180 142V144H179ZM231 142V143H230ZM8 141L5 142V147L6 150H1L0 152H5L10 150V147L7 145ZM95 143V142H94ZM97 143V142H96ZM203 143V142H202ZM201 143V144H202ZM207 143V142H206ZM157 144V143H156ZM178 144V145H177ZM204 144V143H203ZM202 144V145H203ZM213 144V143H212ZM199 145V144H198ZM206 145V144H205ZM233 145V146H234ZM201 145H199V148H200ZM207 146V145H206ZM230 147V146H229ZM41 148V149H40ZM40 151H37L36 153H38V155L36 154L35 156L36 157H41V155H44L45 152H43L42 154V149L45 148L44 144H42L40 146ZM251 148V147H250ZM46 149V148H45ZM163 149V148H162ZM172 149H175V148H172ZM198 149V148H197ZM203 149V148H202ZM221 150V149H220ZM238 150V149H237ZM15 153H17L15 150H13ZM51 151V150H50ZM163 151V150H162ZM160 151V152H162ZM194 151V150H193ZM197 151V150H196ZM227 151V150H226ZM12 152V151H11ZM205 152V151H204ZM218 152V151H217ZM216 152V153H217ZM236 152V151H235ZM234 152V153H235ZM238 152V151H237ZM166 153V152H165ZM169 153V152H168ZM221 153V152H220ZM47 154V152L45 153ZM204 154V153H203ZM218 154V153H217ZM7 155V153H6ZM16 155V154H15ZM13 155V156H15ZM34 155V154H33ZM164 155V154H163ZM169 155V154H167ZM1 156V154H0ZM9 156V155H8ZM7 156V157H8ZM12 156V154H11ZM62 156V155H61ZM203 156V155H202ZM240 156H242L241 152H240ZM249 156V158H250ZM6 157V156H4ZM6 157V158H7ZM30 157V156H29ZM34 157V156H33ZM35 157V160H38V158ZM59 157V156H58ZM67 157V155H66ZM76 157V156H75ZM90 157V156H89ZM167 157V156H166ZM207 157V156H206ZM205 157V158H206ZM222 157V156H221ZM224 157V156H223ZM239 157V156H238ZM244 157V156H243ZM246 157V156H245ZM244 157V158H245ZM11 158V157H9ZM14 158V157H13ZM26 158V156H25ZM31 158V157H30ZM74 158V157H73ZM200 158V157H199ZM212 158V157H211ZM233 158V157H232ZM248 158V159H249ZM8 159V158H7ZM17 159V158H16ZM21 159V158H20ZM33 159L32 158L29 162L28 160H23L22 162L19 160H17V162H21L19 164H21V166L23 167H26L27 168H35L36 165H34L33 163ZM61 159V158H60ZM64 159V157L62 158ZM240 159H243V158H240ZM22 160V159H21ZM79 158H77V161H73V163L71 165L66 164L65 165V169H68V171L73 174V175H69V177L64 176V175H61V174H58V171L55 167V163H47L48 161L44 162L43 164H39L38 166V169H40L41 167H43L42 170H44V175L47 173V174H50L51 177H44L45 180H47L46 182H44V187L43 189L39 186L38 188L35 187V191L32 190L31 188V185H33L32 183H30L32 181V177L29 175H25V178H24V169H20L22 171H20L18 173V169L20 168V165L18 164V166H14L13 169H9V167L5 168L4 169V177L2 180V182L5 184V186H1L0 187V199L2 197H4L5 195L9 196L10 198H15V197H18V201H15V202H12V204H17L18 206H16L14 209H13V212L16 214V218H19V224L21 225L22 221L25 220V224L23 223V225H25L24 227L25 228V231L23 230V228H18L20 226H14L13 225H10V224H6L5 226H1L0 227V231L1 229L3 230H7V232L9 231H13L15 230L14 233H16V231H20V233L24 231V234L26 233H29L30 230H29V224H28V220H27V214H31V216L33 215V212L36 213V215L34 216L35 217V220L37 221L38 218H42L41 214L42 213H52L54 215H61L63 216L62 218H57L59 221V224H62V225H65L64 227H61L57 230H55L53 233H49L47 232L46 230H44V233L42 232L41 235L40 232L37 233L35 236H32L31 238H29V242L27 244V246L25 248L24 245L26 244L27 240H23L25 241L24 244H23V247L21 246L20 248H16V252H20V250H23V252L21 253H25V251H33V252H37V251H44V260L42 259H36L34 257H31L29 256L28 258L26 259H17L14 261V264H22L21 262L22 261H35L37 262V264H73V263H77V261L79 262V260L83 261L84 260H87V262H89L88 264H91L92 262L90 261H97L99 262V260L103 257H106L105 256V252H107L108 254L112 255L113 253V249L111 248H114L113 247V244L111 246L110 244V240L109 237L107 234L108 233H115V231H112V229H115L117 227V225L119 226V217H121L120 220L123 219V221L125 222H129L131 223L132 225H135V222L136 221H140L139 219H143L142 222H144V219L145 218H148V222L149 221H153L149 224V227H144L146 231H148V228L150 229L149 231L150 232H146L145 231L141 233L138 231V233H135L133 232V235H131V238H135L137 240L134 241L133 239V243H137L136 244V248H132V253L130 252L129 256H127V254L125 256L122 257V255L120 257L123 258L124 261L126 262H131L132 264L136 263L139 259V256H140V250L137 248V247H140L139 245H144L146 246L145 248L147 249H151L154 242H148V240H145V239H148L149 237V234L150 236L151 235H155L154 233H156L157 231L159 230H163V232H160V233H156V237L153 236L155 239H157L158 241H161L163 242L164 245H166V248L169 249V248H173L174 250L171 252H167V263L165 264H264V259L261 255V248L257 247V241L261 240L262 237L261 236V233L262 232V229L261 231L258 233V229L256 230L257 228V225L253 224L255 222H258V218H260L261 216V206L262 204L264 205V203L261 201L259 203V205H257L258 203L257 200L259 199L260 200V196H264V173L261 174V175H257L255 177V180H257V184L254 186L253 190H254V193H250V187H247L252 185L254 181H246L245 182V191L243 193H240V195L236 196L234 195V197H230V199L228 200V202L226 203H223L221 202L223 199H225L224 197L220 200L218 197V195H209V196H206L205 194L201 193L200 191H195L193 190H187L185 192H182L180 194H176V193H172L169 189V187L167 188V186H172L173 185V182L171 181H165L164 177H163V174H161V171H160V174L161 175H158V176H154L153 174L155 173H152V170L154 169V167L158 164H153V162H156L155 160L152 162V163H149L147 161H144L142 160L141 158L138 160L139 161V165H140V169H137L138 167V164L134 163L132 164L131 161L129 164L130 168L131 169H121V171L118 172V186H116L114 188V183L113 184V188L111 187V181H112V174L114 172H107V173H102L101 170L97 171V173L93 171L89 172V173H86L85 175L81 176V177H78L80 176L81 174H84L85 171H82V172H77L79 171V168L81 167H84V169L86 170H89L91 168V166H87L86 162H81V161H78ZM81 160V158H80ZM198 160V158L196 159ZM223 159L219 158V161H222ZM250 160V159H249ZM253 160V161H254ZM55 161V160H54ZM53 161V162H54ZM56 161H58L56 159ZM61 161V160H60ZM69 161V160H68ZM92 161V160H91ZM201 162L198 163V164H201L205 162V159H201L200 160ZM238 161V159L236 160ZM261 161V160H260ZM14 162V161H13ZM35 162V161H34ZM135 162V161H134ZM142 162V163H141ZM187 162V161H186ZM207 162V161H206ZM229 162V161H228ZM67 163V161H66ZM232 163V161H231ZM240 163V162H239ZM15 164V163H14ZM16 164V165H17ZM65 164V163H64ZM142 164V165H141ZM225 164V163H224ZM233 164V163H232ZM261 164V163H260ZM264 164V163H263ZM62 165V164H61ZM91 165V164H90ZM158 166V165H157ZM239 166V165H238ZM21 167V168H23ZM64 167V166H63ZM180 167V166H179ZM59 168V167H58ZM163 168V167H162ZM198 168V167H197ZM245 168V166H244ZM16 169V170H15ZM64 169V170H65ZM80 169V170H81ZM92 169V168H91ZM90 169V170H91ZM165 169V172L167 171V168H164ZM9 170H14V173L13 174H6ZM32 170V169H31ZM35 170V169H34ZM163 170V169H162ZM219 170V169H218ZM30 171V170H28ZM75 171V172H73ZM156 171V170H154ZM207 170H205L206 172ZM211 170H209L210 172ZM31 172V171H30ZM188 172V171H187ZM245 172V171H243ZM263 172H264V169H263ZM33 173V172H32ZM31 173V174H32ZM216 173V172H215ZM223 173V172H222ZM230 173V172H229ZM238 173V172H236ZM40 174V173H39ZM218 174V173H217ZM52 175H56L54 177H52ZM117 175V174H116ZM243 175V174H242ZM27 176V177H26ZM206 176V175H205ZM129 177L132 178L131 180H129ZM190 177V176H189ZM221 177V176H220ZM115 178V176H114ZM180 178V177H179ZM213 178V177H212ZM229 178V177H228ZM240 178V177H239ZM39 179V178H37ZM41 179V178H40ZM195 179V178H194ZM44 180V181H45ZM180 180V179H179ZM178 180V181H179ZM182 180V178H181ZM184 180V178H183ZM186 180V179H185ZM203 180V179H202ZM207 180V179H206ZM115 181V180H113ZM189 181V180H188ZM204 181V180H203ZM243 180L240 179L238 180L237 182L239 184H237V186H240L242 185L243 183H241ZM1 182V183H2ZM43 182V181H42ZM41 182V184H42ZM168 182V183H167ZM34 183V182H33ZM39 183V181L37 182ZM176 183V182H175ZM190 183V182H189ZM3 184V185H4ZM31 184V185H30ZM36 184V182L34 183ZM75 184L73 189L71 188L72 185ZM87 184V186H86ZM179 184V183H178ZM184 184V183H183ZM193 184V183H192ZM210 184V183H209ZM117 185V184H116ZM164 185L165 187L167 188L166 190H164ZM182 185V184H181ZM194 185V184H193ZM37 186V184H36ZM42 186V185H41ZM183 186V185H182ZM204 186V185H203ZM212 186V185H211ZM181 187V186H180ZM179 187V188H180ZM206 187V186H205ZM219 187V185H218ZM183 189L184 186L182 187ZM213 188V186H212ZM211 188V189H212ZM247 188V189H246ZM250 188V189H248ZM171 189V188H170ZM181 189V188H180ZM187 189V188H186ZM185 189V190H186ZM201 189V188H199ZM198 189V190H199ZM210 189V187H209ZM210 189V190H211ZM173 190V188H172ZM207 190V188H206ZM205 190V191H206ZM241 190V189H240ZM168 191H170L171 193H169ZM235 190H233V192L231 194L234 193ZM163 192V195L161 194ZM177 192V191H176ZM224 192V191H223ZM239 192V191H238ZM179 193V192H178ZM206 193V192H205ZM259 194L258 196L256 194ZM31 194V195H30ZM35 195L37 197V199L39 198L40 200L42 198H44V205L47 204L49 205V210H45V207H44V211H43V207H40L39 204V199L37 200L35 198ZM80 195V197H79ZM223 195V194H222ZM225 195V194H224ZM80 198L79 202H76V199L77 198ZM221 198V197H220ZM243 199V200H242ZM46 200H48L46 202ZM38 202V203H37ZM43 202V201H42ZM46 202V203H45ZM229 203V204H228ZM47 205H45L47 207ZM257 205V206H256ZM24 207H28V208H24ZM56 207H63V209H65V211H62L60 210V213L62 211V213H58V212H55L54 210L57 209ZM190 211L187 210L188 208H190ZM256 207V208H255ZM218 208L219 210H229V213L228 214H220V215H217L218 218L216 217V219H213V218H210L211 219V223H216L217 225L219 224V220L220 218H222V220L225 218L229 219L231 217H234L236 220L238 219V217L240 216L241 212L242 214H245V222L244 223H239L241 225H243V227L241 228L239 225V228H241V230L238 231V228H237V232L238 233H234L236 229H234L232 233L235 234V236L231 237H223V235L221 234V232H219V234L221 235H218L216 234L217 231L220 230L219 226H218V230L217 229H210L209 227L212 225L210 222H206L205 224L201 223V225L199 224V221L197 223H195L196 218L194 217H190L189 220H187L189 218L188 216V213L190 214V216H192L193 214L195 215V213L198 214L197 218L199 216H202V214L204 212L208 213L212 210H215L217 209L218 211ZM188 212H187V211ZM38 211H41V214L38 212ZM57 211V210H56ZM78 211V212H76ZM264 211V210H263ZM86 213V215H82V213ZM159 212H162L161 215L159 214ZM220 212V211H219ZM224 212V211H223ZM58 213V214H57ZM79 213V214H78ZM184 213V214H182ZM215 214V212H214ZM219 214V213H218ZM18 215V216H17ZM24 216V217H19V216ZM69 215H79V218H78V221H71L69 219ZM91 215H93L92 217L96 218L95 221H92V224H90V217ZM177 215V217L175 216ZM183 215V216H182ZM30 216V215H29ZM158 216H161L158 218ZM209 216V215H208ZM212 216H213V213H212ZM220 216V217H219ZM264 215L262 214V217ZM27 217V218H26ZM145 217V218H143ZM180 217V220H181V217L182 219H184V221L182 223H175V221L177 220V218ZM242 218V216H240ZM261 217V218H262ZM32 218V217H30ZM29 219V218H28ZM209 219V218H208ZM213 219V220H212ZM34 220V218H33ZM40 220V219H39ZM226 220V219H225ZM260 220V219H259ZM168 221V224L167 225H164L163 226V223L167 222ZM179 221V220H178ZM235 221V220H233ZM35 222V221H34ZM231 222V221H230ZM239 222V221H237ZM39 223V222H38ZM145 223V222H144ZM227 223V222H226ZM35 225V223H33ZM122 224V222H121ZM125 224V223H124ZM191 224V225H190ZM224 224V223H223ZM230 224V223H229ZM21 225V226H23ZM38 225V224H37ZM130 225V224H129ZM142 225V224H140ZM140 225L137 223V226L140 228ZM125 226V225H124ZM179 226V227H178ZM17 227V228H16ZM33 227V226H32ZM36 227V225H35ZM123 227V225H122ZM142 227V226H141ZM234 227V226H233ZM39 228V226L37 227ZM127 228V227H126ZM132 228V226H131ZM136 228V226H135ZM143 228V227H142ZM141 228V229H142ZM228 229H230V227H226ZM225 228V229H226ZM231 228H232V225H231ZM235 228H236V225H235ZM249 228V229H248ZM121 229V227H120ZM128 229V228H127ZM167 229V230H166ZM36 230V229H34ZM40 230V228H39ZM130 230V229H129ZM223 230V229H222ZM231 230V229H230ZM29 231V232H28ZM32 231V230H31ZM111 231V232H110ZM226 231V230H225ZM228 231V230H227ZM232 231V230H231ZM36 232V231H35ZM38 232V231H37ZM125 232V231H124ZM127 232V231H126ZM230 233V231H228ZM15 234L14 236H16L15 238H18L17 236H21V238L19 237L18 240L21 241L23 238H24V234ZM123 233V232H121ZM129 233V232H128ZM116 234H118V232H116ZM144 234L147 235L148 238H145V242L142 243L144 240L142 237H144ZM232 234V235H234ZM23 235V237H22ZM29 235V234H28ZM60 236L62 235L60 238H55L56 236ZM110 235V234H109ZM115 235V234H114ZM129 235V234H127ZM193 236L194 239H199V242H204V244H199L197 248L194 249V253L197 252L200 256H202V258L200 259H203V260H199L198 259V262L196 263L195 261H192L190 259V253L186 252L185 253V244L179 239V237H185V236ZM27 236V234H26ZM2 237V236H1ZM72 237H74L72 239ZM94 237H98L99 239L101 240H98L99 241H103V243L100 245L102 246L103 245V248H100L99 247V244L96 248H100L101 250L98 252L97 250V253L95 256L93 255L95 251L91 249V251H94L93 253L90 251L89 252V256L87 254H85L83 252V256L85 257L86 255L88 256V258L86 259H80V258H77L75 260H71V258H69L68 256V253L69 255H73L71 254L70 252H73V248H74V245L78 244V246L80 244H85V241L88 240V238H94ZM116 237V236H115ZM122 237V236H120ZM209 241H207L206 238H209ZM26 238V237H25ZM97 238V239H98ZM114 238V237H113ZM152 238V237H150ZM153 238V239H154ZM187 238V237H186ZM189 238V237H188ZM187 238V239H188ZM95 239V238H94ZM95 239V240H97ZM115 239V238H114ZM120 239V238H119ZM128 240L130 238H127ZM127 239L125 241H127ZM190 239V238H189ZM206 239V240H204ZM62 240H65L64 242H61ZM67 240H70V242H68ZM116 242L118 241L117 238L115 239ZM204 240V241H203ZM262 240H264L262 238ZM18 241V242H19ZM131 241V240H130ZM151 241V240H150ZM153 241V240H152ZM190 241V240H188ZM9 242V241H8ZM13 242V241H11ZM10 243V242H9ZM21 243V242H20ZM70 243V244H68ZM87 243V242H86ZM118 243V242H117ZM121 243V242H120ZM124 244V242H122ZM127 244H129L130 242H126ZM139 243V244H138ZM159 243V242H158ZM191 243V242H190ZM264 243V242H263ZM262 243V244H263ZM14 244V243H13ZM56 244V245H55ZM64 244H67V245H64ZM132 244V243H131ZM194 244V243H193ZM237 244H239L242 248H240L239 246H237ZM18 245V244H17ZM58 246L57 250H61V254L62 255H66L68 256V258L66 256H60L58 258H53L52 255L51 256H48L49 254H51L50 252L53 251L52 247L53 246ZM125 245V244H124ZM134 245V244H132ZM160 245V244H159ZM62 246H71V248L69 249H64L62 248ZM77 246V247H78ZM81 246V245H80ZM90 246H94V245H90ZM123 246V245H122ZM187 246V245H186ZM261 247V246H260ZM11 248V247H10ZM9 247H6V249L4 250L3 248L1 250L3 251H0V252H4L6 251L7 249H10ZM94 248V247H93ZM126 248V247H125ZM142 248V247H141ZM145 248L143 247V249L145 250ZM29 249H32V250H29ZM51 249V251H50ZM88 248H86L85 250H87ZM120 249V248H119ZM147 249V250H148ZM155 249V248H154ZM165 249V248H164ZM116 250V249H115ZM145 250L144 254L142 253V260L143 262L146 261V263H152L154 262V260H152L153 258V255H150L152 254L153 252L151 250L150 251L148 250ZM166 250V249H165ZM75 253L77 251H80L78 248L76 250H74ZM127 251V250H126ZM179 251V252H178ZM188 251H191V250H188ZM263 251V250H262ZM117 252H118V249H117ZM152 252V253H151ZM52 253H55L54 251ZM88 253V252H86ZM172 253V254H171ZM82 254V252L80 253ZM85 254V255H84ZM100 254V255H99ZM54 255V254H53ZM58 255V254H57ZM78 255V253H77ZM155 255V254H154ZM175 256L174 258H171V256ZM196 255V253H195ZM198 255V256H199ZM70 256V257H71ZM86 256V257H87ZM188 256V257H187ZM73 257V256H72ZM76 257V256H75ZM80 257V256H79ZM82 257V255H81ZM156 257V256H155ZM112 257L109 258L108 262L109 261H112L110 260ZM140 258V260H141ZM70 259V260H69ZM118 260V258H116ZM115 259V260H116ZM120 260V259H119ZM170 260V261H169ZM114 261V260H113ZM139 262V261H138ZM25 263V262H24ZM102 263V262H101ZM100 263V264H101ZM27 264V262H26ZM30 264V263H28ZM120 264V263H119ZM127 264V263H126Z\"/></svg>",
	"mask_w": 264,
	"mask_h": 264
}]
</instances>
